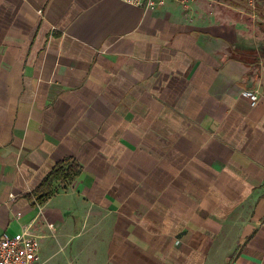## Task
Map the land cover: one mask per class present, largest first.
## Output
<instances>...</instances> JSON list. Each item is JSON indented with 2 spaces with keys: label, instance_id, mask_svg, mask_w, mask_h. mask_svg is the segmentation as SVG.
<instances>
[{
  "label": "crops",
  "instance_id": "1",
  "mask_svg": "<svg viewBox=\"0 0 264 264\" xmlns=\"http://www.w3.org/2000/svg\"><path fill=\"white\" fill-rule=\"evenodd\" d=\"M208 6L0 0V236L33 223L38 264L87 228L101 264H264V38Z\"/></svg>",
  "mask_w": 264,
  "mask_h": 264
},
{
  "label": "rangeland",
  "instance_id": "2",
  "mask_svg": "<svg viewBox=\"0 0 264 264\" xmlns=\"http://www.w3.org/2000/svg\"><path fill=\"white\" fill-rule=\"evenodd\" d=\"M210 9L222 10L231 9L229 6H237L246 11L255 10L258 12L257 33L264 38V24L260 23L259 17H264V0H206ZM224 3V4H223ZM229 4L227 6L226 4ZM253 3L256 7H253ZM105 242L102 233L90 232V228L82 231L78 237L61 241L57 239L54 244L56 258L55 264H101V256H98L102 250V244Z\"/></svg>",
  "mask_w": 264,
  "mask_h": 264
},
{
  "label": "built area",
  "instance_id": "3",
  "mask_svg": "<svg viewBox=\"0 0 264 264\" xmlns=\"http://www.w3.org/2000/svg\"><path fill=\"white\" fill-rule=\"evenodd\" d=\"M124 1L144 8H157L163 6L167 0ZM178 1L186 5L189 0ZM242 95L250 98L253 104H256L260 98L259 93L251 89H244ZM38 219L46 220L42 206H40ZM48 226L53 228L54 223L48 222ZM32 227L33 223H30L13 236L8 233L0 236V264H38L39 241Z\"/></svg>",
  "mask_w": 264,
  "mask_h": 264
},
{
  "label": "trees",
  "instance_id": "4",
  "mask_svg": "<svg viewBox=\"0 0 264 264\" xmlns=\"http://www.w3.org/2000/svg\"><path fill=\"white\" fill-rule=\"evenodd\" d=\"M77 170L78 165H71L70 167H65V164L58 163L44 178V180L36 190V192L40 195L39 202L42 203L51 196L54 183L57 180L73 178V175Z\"/></svg>",
  "mask_w": 264,
  "mask_h": 264
}]
</instances>
